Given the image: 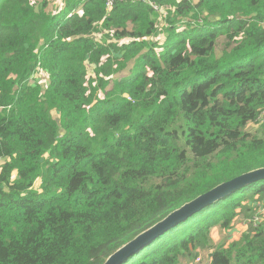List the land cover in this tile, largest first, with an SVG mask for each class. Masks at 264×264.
<instances>
[{
	"label": "trees",
	"instance_id": "trees-1",
	"mask_svg": "<svg viewBox=\"0 0 264 264\" xmlns=\"http://www.w3.org/2000/svg\"><path fill=\"white\" fill-rule=\"evenodd\" d=\"M155 1L0 0V264H102L264 166V0ZM263 207L264 179L121 264H264Z\"/></svg>",
	"mask_w": 264,
	"mask_h": 264
},
{
	"label": "water",
	"instance_id": "water-1",
	"mask_svg": "<svg viewBox=\"0 0 264 264\" xmlns=\"http://www.w3.org/2000/svg\"><path fill=\"white\" fill-rule=\"evenodd\" d=\"M263 179L264 166L253 168L230 180L215 185L208 191L184 202L179 207L170 211L164 217L136 234L133 238L120 245L105 258L102 264H121L130 254L150 244L170 227L185 221L193 214L215 203L235 190Z\"/></svg>",
	"mask_w": 264,
	"mask_h": 264
},
{
	"label": "rangeland",
	"instance_id": "rangeland-1",
	"mask_svg": "<svg viewBox=\"0 0 264 264\" xmlns=\"http://www.w3.org/2000/svg\"><path fill=\"white\" fill-rule=\"evenodd\" d=\"M58 5H60V0H54V2L52 3V5L50 7L55 8ZM159 22H162V20H159ZM36 79L39 80L42 83L46 82V79H47V73H46V71H41V72L37 73L36 74ZM2 161L3 160L0 159V164L2 163ZM238 218H242V216H239ZM238 218L236 219V221H237L236 222V225L234 226V228L232 230H230V231H223V230H220L218 228L217 229L216 228H213L212 229V234L213 233L219 234L220 236H223L224 239L227 236H228L229 239H234V238L239 239V237L242 234V231H240V229L239 230H236L239 227V225H238V222H239ZM239 233H240V235H239ZM197 263L198 262H195V260H194V264H197Z\"/></svg>",
	"mask_w": 264,
	"mask_h": 264
},
{
	"label": "built area",
	"instance_id": "built-area-1",
	"mask_svg": "<svg viewBox=\"0 0 264 264\" xmlns=\"http://www.w3.org/2000/svg\"><path fill=\"white\" fill-rule=\"evenodd\" d=\"M120 1H131V2H137V3H144L149 5L154 11H161V9L159 8L157 2L155 0H120ZM116 0H104V4L106 7L107 11H110L112 9V7L114 6ZM256 221V218H255ZM195 262H199L200 261V257L197 256L195 257Z\"/></svg>",
	"mask_w": 264,
	"mask_h": 264
},
{
	"label": "crops",
	"instance_id": "crops-1",
	"mask_svg": "<svg viewBox=\"0 0 264 264\" xmlns=\"http://www.w3.org/2000/svg\"><path fill=\"white\" fill-rule=\"evenodd\" d=\"M261 212L262 213L264 212V207L261 209ZM238 220H239V222H238L239 227L236 230L240 229V231H242V232L247 231L248 223L243 218H238ZM239 235H240V233H239ZM236 239L237 238H234V239H229L228 238V241H232V240H236Z\"/></svg>",
	"mask_w": 264,
	"mask_h": 264
},
{
	"label": "clouds",
	"instance_id": "clouds-1",
	"mask_svg": "<svg viewBox=\"0 0 264 264\" xmlns=\"http://www.w3.org/2000/svg\"><path fill=\"white\" fill-rule=\"evenodd\" d=\"M137 3V2H136ZM152 9V8H151ZM153 10V9H152Z\"/></svg>",
	"mask_w": 264,
	"mask_h": 264
},
{
	"label": "bare ground",
	"instance_id": "bare-ground-1",
	"mask_svg": "<svg viewBox=\"0 0 264 264\" xmlns=\"http://www.w3.org/2000/svg\"><path fill=\"white\" fill-rule=\"evenodd\" d=\"M210 222V221H209ZM157 259V258H156Z\"/></svg>",
	"mask_w": 264,
	"mask_h": 264
}]
</instances>
